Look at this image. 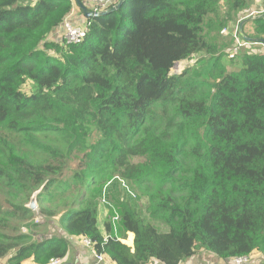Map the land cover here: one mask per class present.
I'll return each instance as SVG.
<instances>
[{
	"label": "trees",
	"instance_id": "16d2710c",
	"mask_svg": "<svg viewBox=\"0 0 264 264\" xmlns=\"http://www.w3.org/2000/svg\"><path fill=\"white\" fill-rule=\"evenodd\" d=\"M227 3L229 18L249 9L248 0H126L76 24L88 33L73 45L50 36L80 10L75 0H0V190L14 198L12 210L0 206V261L68 256L65 236L19 231L39 228L27 205L40 190V216L59 218L69 238L91 240L112 264H182L199 250L221 263L264 259V48L227 70L229 42H217ZM256 16L242 40L264 39ZM199 55L207 58L170 74ZM112 180L133 250L108 218L99 225L97 200Z\"/></svg>",
	"mask_w": 264,
	"mask_h": 264
},
{
	"label": "rangeland",
	"instance_id": "374dc122",
	"mask_svg": "<svg viewBox=\"0 0 264 264\" xmlns=\"http://www.w3.org/2000/svg\"><path fill=\"white\" fill-rule=\"evenodd\" d=\"M248 2H249V6H248L249 9H247L246 11H243L241 13H238L237 15L233 14L231 18H229V16H227V14H228V3L223 4L221 17L226 18V26L224 28L228 29L229 33H231L234 30V28L236 27V25L238 24L239 21H243L244 19H246L250 16H254V15L256 16V15H260V13H264V0H248ZM244 27H245V32H247V33L251 32L250 22L246 23ZM222 30L220 31V38L217 39V42H222V40L229 42L228 47L224 50L223 59H222L223 64H225L227 66V70L229 72L239 70V57L241 54H244L245 52H248V51H250V52H262L263 51V48L261 46L250 44V45H247L244 48L240 49V51L236 55L235 59L231 60L229 58V56L232 52L231 46H232L233 42L229 37H225L222 35V33H221ZM243 32H244V28H243ZM202 58H207V57L202 56V55L192 57V59L187 60L186 62L179 64L177 68L174 67L171 70L170 74H176V75L181 74L183 71L197 66V64L199 63V61ZM26 91H29L28 87H26ZM91 141L92 142L95 141V138L92 137ZM140 161H141L140 159H134L133 160V162H135V163L140 162ZM79 165H80V160L76 159L74 161H71L69 163V169H66L63 173L64 175H66L65 177H70L72 175V173L79 167ZM75 194H76V192H69V194H68L69 199L74 200ZM86 197H88V195ZM13 200H14L13 195L12 196H10V195L5 196V194L0 190V206H2L4 210H7V209L12 210V208H13L12 207V201ZM45 205L52 210H56V209L61 208L59 205L55 206V205H51L49 203H45ZM98 208L100 209V211H99L100 224L99 225L102 229L103 228V224H102L103 223V221H102V215L103 214H102V212H104V217H107V212L99 204H98ZM33 212L36 214L33 223H35L37 226H39V228H35L32 231L31 229L29 230V228L27 229L28 223L22 224V225H20V229H19L20 233L32 234L34 239H36V240H39L40 237L42 236V234H50V233L53 235L56 234V235L65 236L66 238H68V236L62 231V229L60 228V226L58 224L59 218L49 220L50 218H47L45 216L42 217V216H40V211L38 208L36 211H33ZM57 214L60 215L59 212H57ZM37 220H39L38 223H37ZM17 224H18V221H12V226L17 225ZM40 226H41V228H40ZM40 229H41V231H43V230H45V231L40 233L39 232ZM263 260L261 262H258L257 264H264ZM218 263H219V259H217L213 254H211L210 252L205 251V250H199L197 252V255L194 258L187 260L186 262H184L182 264H218ZM60 264H64V261H62ZM149 264H159V263L156 261H153Z\"/></svg>",
	"mask_w": 264,
	"mask_h": 264
},
{
	"label": "built area",
	"instance_id": "2783aa9c",
	"mask_svg": "<svg viewBox=\"0 0 264 264\" xmlns=\"http://www.w3.org/2000/svg\"><path fill=\"white\" fill-rule=\"evenodd\" d=\"M120 0H91L90 2V11L93 13H100L106 10H109L113 7H115ZM263 14V13H260ZM255 16V15H254ZM242 21H239L234 30L229 33L228 29H223L222 30V35L225 37H229L232 42L233 46L231 47V54L229 56L230 59H235L236 55L240 51V49L244 48L248 44L252 43H247L246 41L242 40V36L240 34V24ZM88 33V26L87 24L85 26L81 25H76L70 21V17L65 20V22L62 24L60 29L58 30L57 37L54 40L55 42H66L67 44H73V45H78L84 41ZM257 46H261L264 48L263 44H254ZM195 57V56H192ZM186 62V61H184ZM181 62V63H184ZM175 66L176 68L178 67L179 64ZM117 181L120 183L121 188L125 189L127 194H130L133 198H137V194L132 190L131 186L125 181L120 178H116ZM114 180L109 181L106 183V185L103 188L102 194L99 196L97 203L102 206L107 212H109V222L111 226V231L115 233V238L121 241L123 244L130 246L127 241L129 238L124 239L120 235L121 231V224H122V217L119 209L117 206L114 204L110 197V188L113 185ZM39 220H37V223ZM130 236V235H129ZM111 235L105 238V241H107ZM82 245L90 249L93 254L94 258L96 260V264H101L104 261V255L97 254L95 251H93L92 247L93 244L90 240L83 239L82 240ZM133 248V247H132ZM63 260H52L50 264H60ZM251 259L250 258H235L229 262V264H250Z\"/></svg>",
	"mask_w": 264,
	"mask_h": 264
},
{
	"label": "crops",
	"instance_id": "0c3cea01",
	"mask_svg": "<svg viewBox=\"0 0 264 264\" xmlns=\"http://www.w3.org/2000/svg\"><path fill=\"white\" fill-rule=\"evenodd\" d=\"M87 1L88 5H89V0H85V2ZM80 8V7H79ZM81 10V8H80ZM78 8H73L71 17H70V21L74 24H84L86 21V16L84 15L83 11L81 12ZM57 33L58 31H55L51 36H50V40H55L57 37ZM107 212V210H106ZM102 221L104 224V222L106 221V217H104V212H102ZM100 220V217H99ZM51 234V233H50ZM132 233H129V235ZM133 235V244L134 245V234ZM68 240H70L71 242V246H70V250L68 253V256L66 257V259H64V264H96L95 262V258H94V254L90 249L85 248L82 245V241H79V239H74V238H67ZM130 239V236H129ZM83 240V239H82ZM264 261V260H263ZM261 262V261H259ZM264 263V262H263ZM0 264H7V259L0 261ZM27 264H31V263H27ZM104 264H112L109 261H106ZM218 264H229V262L227 263H221L219 260Z\"/></svg>",
	"mask_w": 264,
	"mask_h": 264
},
{
	"label": "water",
	"instance_id": "95a60500",
	"mask_svg": "<svg viewBox=\"0 0 264 264\" xmlns=\"http://www.w3.org/2000/svg\"><path fill=\"white\" fill-rule=\"evenodd\" d=\"M75 2L78 4V6L82 9L84 15L86 16V18L91 19V18H98V17H102L105 16L107 14H111L113 12H116L117 10H119L126 2V0H120L119 3L106 11L100 12V13H93L92 11H90L86 6L83 5V3L81 2V0H75ZM258 16H250L246 19H244L241 24H240V34L241 36H243V28L245 26L246 23L253 21L254 19H256ZM245 41L247 43H252V44H263L264 45V39H259V38H255V39H250V38H244ZM41 191V190H40ZM40 191L36 192L32 198L30 203L27 205V208L30 209L31 211H36L38 208V202H37V197L38 194L40 193Z\"/></svg>",
	"mask_w": 264,
	"mask_h": 264
},
{
	"label": "bare ground",
	"instance_id": "6f19581e",
	"mask_svg": "<svg viewBox=\"0 0 264 264\" xmlns=\"http://www.w3.org/2000/svg\"><path fill=\"white\" fill-rule=\"evenodd\" d=\"M114 238H115V235H114ZM111 239H113L112 237H110L107 241H105V242H108L109 240H111ZM87 240H89V239H87ZM91 241V240H90ZM107 261V258L104 256V261L101 263V264H104L105 262ZM95 262H96V260H95Z\"/></svg>",
	"mask_w": 264,
	"mask_h": 264
},
{
	"label": "clouds",
	"instance_id": "9594fccd",
	"mask_svg": "<svg viewBox=\"0 0 264 264\" xmlns=\"http://www.w3.org/2000/svg\"><path fill=\"white\" fill-rule=\"evenodd\" d=\"M263 14H264V13H263ZM191 59H192V58H191ZM177 64H178V63H177ZM177 64H176V65H177ZM176 65H175V66H176ZM99 211H100V209H99ZM106 218H108V220H109L108 212H107V217H106ZM127 238H129V233H128V235H127ZM127 238H126V239H127ZM127 246H128V245H127ZM129 247L133 250V248H132L133 246H129Z\"/></svg>",
	"mask_w": 264,
	"mask_h": 264
}]
</instances>
